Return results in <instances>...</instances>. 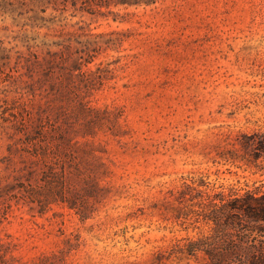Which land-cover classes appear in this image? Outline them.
I'll return each instance as SVG.
<instances>
[{
  "label": "rangeland",
  "instance_id": "374dc122",
  "mask_svg": "<svg viewBox=\"0 0 264 264\" xmlns=\"http://www.w3.org/2000/svg\"><path fill=\"white\" fill-rule=\"evenodd\" d=\"M133 1L0 0L2 183L46 169L27 142L38 134L64 167L72 152L87 171L91 151L104 163V189L81 193L86 218L10 202L0 237L22 261L207 264L173 253L211 224L170 192L264 193L249 137L264 132V0Z\"/></svg>",
  "mask_w": 264,
  "mask_h": 264
},
{
  "label": "trees",
  "instance_id": "16d2710c",
  "mask_svg": "<svg viewBox=\"0 0 264 264\" xmlns=\"http://www.w3.org/2000/svg\"><path fill=\"white\" fill-rule=\"evenodd\" d=\"M142 2L149 4L154 0H134L132 3ZM35 136L28 138L27 142L33 147V154H39L46 169L40 173L29 171L27 183L19 181L14 175L12 183L3 184V177L0 176V221L13 199L30 204V208L37 209L39 214L50 210L52 205H65L76 209L86 218L83 206L87 198L81 193L84 187H89L94 193L104 189L100 185L104 163L91 151L89 155L95 169L87 171L80 162L75 161L76 156L72 152L66 155L70 162L68 168L64 167L61 159L59 163L52 161L50 142L40 138L39 134ZM249 137H252L250 144L254 150L264 155V132H254ZM56 164L59 166H53ZM31 179L35 181L31 183ZM170 193L174 194L175 200L187 202L190 212L196 206V210L202 212L201 218L211 224L207 234L182 245L174 244L173 253L195 256L202 252L207 257V264H264V193L259 195L247 189L241 193L233 186L216 189L203 181L198 185L184 182L179 189ZM13 250L11 242L0 237V264H55L54 260L58 257L56 254H41L22 261Z\"/></svg>",
  "mask_w": 264,
  "mask_h": 264
}]
</instances>
